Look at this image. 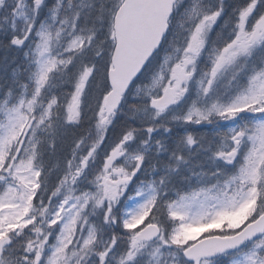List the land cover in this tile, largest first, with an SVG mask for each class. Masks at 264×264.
Instances as JSON below:
<instances>
[{"label": "rangeland", "instance_id": "rangeland-1", "mask_svg": "<svg viewBox=\"0 0 264 264\" xmlns=\"http://www.w3.org/2000/svg\"><path fill=\"white\" fill-rule=\"evenodd\" d=\"M121 1H0V38L11 37L22 53L0 107V264H9L13 245L21 249L18 264H189L182 252L203 233L235 232L264 212V199L258 203L261 192L264 197V0L251 16L243 18V10L233 21L220 20L224 0H183L187 15L172 42L128 104L103 124L106 93L96 68L87 69L84 60L69 66L80 47L103 54L109 42L113 46ZM218 22L233 38L221 49L208 40ZM169 87L177 89L174 104L155 108L153 101ZM95 107V126L77 142L49 201L35 209L31 198L39 188L43 144L52 138L48 129L61 131L55 123L61 113L64 123L74 124ZM127 115L148 127L116 139L112 127ZM200 123L222 129L210 170L199 160L195 172L187 148L168 154L154 142L177 130L182 146L192 143L189 128ZM143 135L148 139L139 141ZM153 148L166 157L164 167L186 172L191 184L159 215L148 212L158 186L139 182L142 152ZM107 177L115 181L108 193ZM156 218L162 236L135 242L138 230ZM202 264H264V237Z\"/></svg>", "mask_w": 264, "mask_h": 264}, {"label": "trees", "instance_id": "trees-1", "mask_svg": "<svg viewBox=\"0 0 264 264\" xmlns=\"http://www.w3.org/2000/svg\"><path fill=\"white\" fill-rule=\"evenodd\" d=\"M253 0H226L225 1V18L228 19L230 15L233 16L234 20L238 19V14L248 7ZM264 9V5H263ZM220 37H223L224 33L219 32ZM9 36L0 38V107L2 104V97L5 92L10 89V70L11 66L14 64H18L20 60H22V53H16V48L10 43ZM231 39L230 33H225V38L223 37L225 43H227ZM110 45L109 42L106 51L103 54L95 53L87 49L81 54L77 55L73 59V64L69 66V69H72L75 63L78 61L84 60V66L87 69L96 68V75L100 76L98 79L100 80V85L103 88V93L108 90V82H107V70L109 67V55H110ZM67 74H71L69 70H67ZM103 74V76H102ZM144 75V74H143ZM143 77V76H142ZM140 78V80L142 79ZM139 80V81H140ZM68 84V82H67ZM133 89L127 96L125 100V105L128 104L129 98L133 93ZM74 94L73 92L71 95ZM89 112H83L82 116H80L76 122L67 124L63 122L62 113L55 121V123L63 125V128L60 132L55 133L53 130L48 129L47 132H50L48 136L52 138L46 139L43 144L42 149V160H43V189L40 194L37 195L36 201L48 202L50 197L53 195L54 185L59 184L62 178L66 174L67 163L70 160L71 156L74 153L76 148V144L82 138L88 136L90 129L95 126L98 116H97V107L95 109H89ZM127 117L126 119H124ZM121 120V121H120ZM120 122L116 123L112 127V135L116 139L122 138L125 134L129 133L132 130H137L138 127H141L143 131L148 127V123L143 126H139L137 123L133 121L128 115L119 119ZM150 121V120H149ZM188 136L192 137V143H186V145L182 146L180 140L183 136L177 135V130L172 131V135L166 136H158V139L154 142L161 141L162 147L167 151V153L174 152L175 155L179 153L180 148H187L188 151L186 154L192 158L191 165L195 172L199 171L198 161L201 163H205L207 166L206 169H212V152L217 150L218 143L220 142L219 138L221 137L222 129L215 127H209L206 125H199L189 128ZM179 132V130H178ZM59 133L60 139L55 138V136ZM177 135V136H176ZM52 139V140H51ZM147 136L143 135L139 141L147 140ZM178 142V145H177ZM143 171L141 170L140 174V182L150 181L154 183H160L159 180L165 178L166 181L163 184V188L166 191H169V197L161 199L156 205L153 207V211H157L156 214L159 215L163 212L165 205L173 200V194L176 193L182 194L185 190L189 188L190 181L187 178L186 172L178 171L177 173H173L168 168L164 167L162 163L165 161L166 157H159L156 148L151 149V151L143 152ZM179 155V154H178ZM49 179L46 178L47 175ZM51 185L50 189H46L47 185ZM190 184V185H189ZM264 199V198H263ZM255 216V215H254ZM155 220V219H154ZM156 221H159L156 218ZM233 232V229L227 230H215L210 234H221L226 235ZM21 249L20 246L17 247L13 245L11 247V251L9 253L11 262L9 264H18L21 260L20 255ZM29 264V263H28Z\"/></svg>", "mask_w": 264, "mask_h": 264}, {"label": "water", "instance_id": "water-1", "mask_svg": "<svg viewBox=\"0 0 264 264\" xmlns=\"http://www.w3.org/2000/svg\"><path fill=\"white\" fill-rule=\"evenodd\" d=\"M177 0H124L115 17L116 47L112 55V67L108 72L111 90L104 106L107 122L118 110L124 96L140 76L149 60L160 48L169 29V19ZM175 99L173 89L155 101V106L163 108ZM115 184L105 180L109 188ZM161 233L156 224H149L137 235L139 240L154 241ZM264 234V214L247 225L240 233L228 237H209L198 241L184 251L186 258L200 264L202 259H212L221 254L238 250L246 242Z\"/></svg>", "mask_w": 264, "mask_h": 264}]
</instances>
